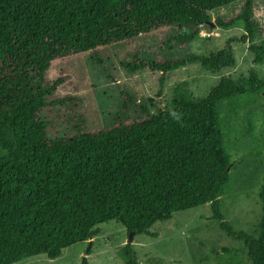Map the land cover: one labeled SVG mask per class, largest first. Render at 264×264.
Instances as JSON below:
<instances>
[{
  "label": "trees",
  "instance_id": "16d2710c",
  "mask_svg": "<svg viewBox=\"0 0 264 264\" xmlns=\"http://www.w3.org/2000/svg\"><path fill=\"white\" fill-rule=\"evenodd\" d=\"M244 1L225 29L243 22L254 64H264V44H256L254 0H0V264L31 258L57 259L64 250L93 240L101 225L118 221L128 235L154 237L151 229L175 213L210 205L212 219L229 237L244 243L248 260L224 248L219 264H264L263 217L257 237L236 232L225 219L221 196L233 161L224 145L219 105L251 102L264 92L255 69L239 81L221 78L204 97L181 94L173 108L151 114L139 106V119L99 131L88 127L80 98L56 93L66 77L48 79L53 62L91 52L104 67L101 49L162 29L177 33L165 42L189 45L210 12ZM230 39L221 50L183 60L152 61L135 55L123 64L130 73L150 69L170 73L188 64L220 74L237 64ZM124 103L118 119L131 111ZM67 110L70 135L51 137L46 112ZM123 264H140L133 245L119 250ZM82 264H88L86 257Z\"/></svg>",
  "mask_w": 264,
  "mask_h": 264
},
{
  "label": "rangeland",
  "instance_id": "374dc122",
  "mask_svg": "<svg viewBox=\"0 0 264 264\" xmlns=\"http://www.w3.org/2000/svg\"><path fill=\"white\" fill-rule=\"evenodd\" d=\"M243 6L244 1H238L210 12L211 27H204L200 36L187 46L165 42L177 33L176 29L168 28L101 49L104 67L92 61L91 52L57 60L52 64L48 79H67L57 91L56 99L66 96L80 98L89 130L99 131L120 121L139 119L140 105L147 107L151 114H160L172 109L174 99L181 94L204 98L224 76L239 81L255 69L264 80V64H254L250 45L240 41L246 34L243 22L229 29L217 26L219 19L226 22L238 16ZM253 19L258 26L255 43L264 44V0H254ZM234 38L237 39L233 43L237 64L220 74L192 63L170 73L161 88L159 72L143 69L130 73L123 67L124 63L132 62L135 55L152 61L206 56L221 50ZM128 97L133 99L131 111L118 119ZM66 113L64 106L46 112L52 123V138L71 134L72 127L66 122ZM219 114L224 145L233 161L228 187L221 196L224 216L234 231L257 237L263 217L260 193L264 186V92L251 102L239 99L222 102ZM5 154L0 148V157ZM100 227L102 232L93 240L90 255H86L89 244L81 242L64 250L57 259L40 256L20 264H82L84 257L88 264H123L119 250L130 239L126 229L118 221ZM151 231L154 237H134L132 245L140 264H219L224 248L239 251L241 257L249 261L244 243L229 237L212 219L210 205L175 213L172 219L155 224Z\"/></svg>",
  "mask_w": 264,
  "mask_h": 264
},
{
  "label": "water",
  "instance_id": "95a60500",
  "mask_svg": "<svg viewBox=\"0 0 264 264\" xmlns=\"http://www.w3.org/2000/svg\"><path fill=\"white\" fill-rule=\"evenodd\" d=\"M133 241H134V236L133 235H130V239L129 241L127 242V244H133Z\"/></svg>",
  "mask_w": 264,
  "mask_h": 264
}]
</instances>
